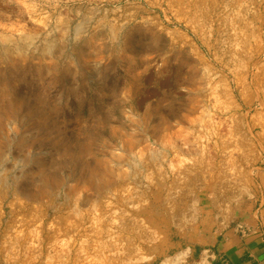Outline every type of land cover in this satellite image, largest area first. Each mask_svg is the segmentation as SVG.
I'll return each mask as SVG.
<instances>
[{
  "label": "rangeland",
  "instance_id": "1",
  "mask_svg": "<svg viewBox=\"0 0 264 264\" xmlns=\"http://www.w3.org/2000/svg\"><path fill=\"white\" fill-rule=\"evenodd\" d=\"M263 152L264 0H0V264H203Z\"/></svg>",
  "mask_w": 264,
  "mask_h": 264
},
{
  "label": "crops",
  "instance_id": "2",
  "mask_svg": "<svg viewBox=\"0 0 264 264\" xmlns=\"http://www.w3.org/2000/svg\"><path fill=\"white\" fill-rule=\"evenodd\" d=\"M259 168L254 201L241 208L229 223H217L192 247H187L188 257L195 255L203 264H264V152ZM259 199L262 206L254 214L253 207ZM240 222L251 231L240 230Z\"/></svg>",
  "mask_w": 264,
  "mask_h": 264
},
{
  "label": "built area",
  "instance_id": "3",
  "mask_svg": "<svg viewBox=\"0 0 264 264\" xmlns=\"http://www.w3.org/2000/svg\"><path fill=\"white\" fill-rule=\"evenodd\" d=\"M262 206V201L259 199L257 201H255V205L253 207V212L254 214H256L258 212V210L261 209ZM237 227L241 230L243 229L246 233H249L251 231V229H248L243 223H238Z\"/></svg>",
  "mask_w": 264,
  "mask_h": 264
},
{
  "label": "bare ground",
  "instance_id": "4",
  "mask_svg": "<svg viewBox=\"0 0 264 264\" xmlns=\"http://www.w3.org/2000/svg\"><path fill=\"white\" fill-rule=\"evenodd\" d=\"M260 105H261V103H260ZM262 105H263V104H262ZM110 184H111V182H110ZM101 185H102V184H101ZM106 188H107V187H106ZM106 188H105V189H106ZM102 190H103V189H102ZM102 192H103V191H102ZM185 208H186V207H185ZM186 211H187V210H186ZM84 238H85V236H83L82 239H81V238H80V239H77V238L74 239V242H75V243L73 244L74 246H73L72 249H74V248L77 247V246H81V247H83L82 244H83V242H84ZM62 252H63V251H62Z\"/></svg>",
  "mask_w": 264,
  "mask_h": 264
}]
</instances>
